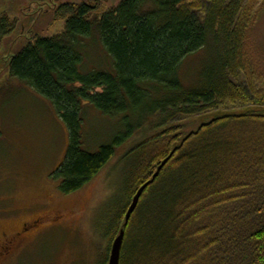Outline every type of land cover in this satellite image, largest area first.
Here are the masks:
<instances>
[{
	"label": "trees",
	"instance_id": "16d2710c",
	"mask_svg": "<svg viewBox=\"0 0 264 264\" xmlns=\"http://www.w3.org/2000/svg\"><path fill=\"white\" fill-rule=\"evenodd\" d=\"M249 1L123 0L100 19L94 6L68 3L57 10L61 34L35 37L11 56V76L51 101L68 128L56 172L63 194L83 189L135 134L156 132L124 156L130 197L169 161L126 226L129 204L107 213L106 235L125 230L120 264H264V112L256 111L264 110V90L241 79L251 71L243 59L255 20ZM15 24L2 16L0 44ZM90 39L111 58L107 71L86 70ZM202 51L198 82L186 86L185 62ZM84 104L119 127L97 152L83 148ZM234 104L239 112L188 136L175 132L183 118Z\"/></svg>",
	"mask_w": 264,
	"mask_h": 264
},
{
	"label": "rangeland",
	"instance_id": "374dc122",
	"mask_svg": "<svg viewBox=\"0 0 264 264\" xmlns=\"http://www.w3.org/2000/svg\"><path fill=\"white\" fill-rule=\"evenodd\" d=\"M122 1L0 0V21L6 14L16 22L14 30L0 44V240L4 234L10 235L23 223L44 214L62 218L59 223H47L34 233L4 264L109 262L118 234L104 233L107 213L111 207L116 213L128 204L129 208L135 196L131 198L125 188L124 156L156 132L146 129L135 134L83 189L65 195L60 191L61 180L56 172L69 148L68 128L51 101L11 76L9 62L11 56L18 55L35 37H53L63 32L65 21L57 16L62 5L88 3L95 7L96 17L100 19ZM249 3H253L251 20H255L246 32L243 59L251 71H243L241 79L248 90L252 86L264 90V0ZM84 52L86 70L107 71L112 66L111 58L97 39L88 40ZM207 56L202 51L185 62L182 74L186 86L197 84L201 64ZM251 102L259 103L256 98ZM239 106L234 104L183 118L174 124L180 129L175 132L179 137L188 136L218 116L239 112ZM83 118V148L89 152L99 151L120 133L117 122L91 104H84ZM235 138L225 140L233 142Z\"/></svg>",
	"mask_w": 264,
	"mask_h": 264
},
{
	"label": "flooded vegetation",
	"instance_id": "af4514ba",
	"mask_svg": "<svg viewBox=\"0 0 264 264\" xmlns=\"http://www.w3.org/2000/svg\"><path fill=\"white\" fill-rule=\"evenodd\" d=\"M61 216H52L51 213L44 214L22 224L21 228L12 234H4L0 240V264L6 263L9 257L14 255L21 244L42 229L47 223H59Z\"/></svg>",
	"mask_w": 264,
	"mask_h": 264
},
{
	"label": "water",
	"instance_id": "95a60500",
	"mask_svg": "<svg viewBox=\"0 0 264 264\" xmlns=\"http://www.w3.org/2000/svg\"><path fill=\"white\" fill-rule=\"evenodd\" d=\"M169 161V158L164 160L162 164L158 167L157 172L153 175L152 179L148 182H146L144 185L140 187V189L137 191L135 194L134 198L132 199V202L128 208V211L126 213L125 217V226L129 223L133 213L137 209L139 202L141 200V197L144 193V191L150 186V184L158 177L160 174L161 170L163 167L167 164ZM125 238V230L122 229L119 233V235L115 238L113 241L112 247H111V252H110V257H109V262L108 264H120V258H121V250L123 246Z\"/></svg>",
	"mask_w": 264,
	"mask_h": 264
}]
</instances>
